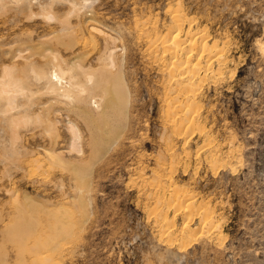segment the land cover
<instances>
[{
    "label": "rangeland",
    "instance_id": "1",
    "mask_svg": "<svg viewBox=\"0 0 264 264\" xmlns=\"http://www.w3.org/2000/svg\"><path fill=\"white\" fill-rule=\"evenodd\" d=\"M46 11L55 19L39 14ZM178 13L184 15L182 39L190 37L185 36L190 24L189 35L203 32L207 46L215 43L223 52L219 57L217 48L202 53L201 60L210 58L212 68L199 75V86L191 85L193 96L189 91L190 95L184 93L177 100L176 94L182 92L174 81H166L168 58L150 45V38L157 30L165 33L172 17L181 16ZM56 32L76 43L56 44ZM45 41L55 44L64 59L74 61L83 53L86 67L99 69L109 62L106 68L120 70L128 93L123 132L91 167L89 191H82L87 206L73 214L81 223L79 228L75 225L78 238L64 244V264H264V0L0 1V74L5 65L24 66L31 47ZM197 52L191 51L193 59ZM109 54L112 62L105 58ZM220 55L224 58L219 62ZM21 96L15 100L23 105L12 113L22 111L32 99L36 112L50 104L44 102L48 96L38 91ZM184 97L194 100L189 108L197 122L192 127H177L171 120L173 113L176 120L184 113L180 107ZM62 106L65 111L55 115L59 136L53 142L56 151L69 158L74 152L67 148L69 117ZM98 113L95 108L92 116L99 117ZM78 115L70 113V119L77 117L78 124L74 122L81 131L86 162L92 156L91 128L87 118L82 116L84 124ZM5 117L0 116V264H15L17 243L11 230H16L10 227L14 216L19 219L15 205L35 203L36 208L43 203L57 208L65 203L71 207L80 191L66 169L45 174L29 167L28 160L52 143L40 126L18 130L19 142L15 140L14 145L18 149L8 156L10 145L4 146L10 139L11 120ZM174 187L179 190L176 201L186 192L195 194L196 208L187 213L191 220L186 218V208L174 212L168 197ZM158 197L162 202L155 210ZM206 212L212 219L204 216ZM83 213L85 217L80 218ZM184 219H188V229L182 231L186 235L180 231ZM168 232L176 237L171 239Z\"/></svg>",
    "mask_w": 264,
    "mask_h": 264
},
{
    "label": "bare ground",
    "instance_id": "2",
    "mask_svg": "<svg viewBox=\"0 0 264 264\" xmlns=\"http://www.w3.org/2000/svg\"><path fill=\"white\" fill-rule=\"evenodd\" d=\"M14 1L20 2V0H14ZM28 13L31 15L30 11ZM43 13L41 12L39 14L42 15L44 18L50 19V18L54 17V16H51L53 13L50 14V13H47V11L45 14H43ZM29 14H28V16H29ZM179 15H181V14H179ZM176 16H177V14H176ZM179 17L178 18H175L174 16L172 17V20H173L172 25H170L169 27L166 28L165 33H161L157 29H155V30H157V32L153 33L151 38L149 36V38L151 39V44L150 43L149 44L153 45L152 47H156V49H160V51L162 53L166 54L165 57L168 58V63L166 64L167 69H168V72H167L168 73V75H167L168 80H166V81H169V79L171 81H174L172 83H174V85L176 84L178 86V88L180 89V91L182 92V93H180L181 95L176 94L177 97L175 95L177 100L180 96L182 97V94L184 96V93L186 94L187 92L190 91L189 93L191 94V91H193L195 88L194 87L193 90H191V88L194 86V85L193 86H191V85L193 83L195 85H197L196 82L199 79V75L201 73L206 74V72L212 68L211 67L212 61L209 62L210 58H207V60H205V62H203L201 60L202 53L209 52L212 48L218 49V46L215 43L211 44L210 46L209 45L207 46L206 35L203 32L200 33V31H198L196 33L194 32L192 35H189V33L191 31V29H190L191 25L190 24L188 26V29L186 30V35H185V36H187V34H188V36H190V37H187V38L184 37L186 39H184V38L182 39L181 24L180 23L182 21V18H184V15H181ZM54 19H55V17H54ZM154 25L156 26V24H154ZM155 26H154V28H155ZM154 28H152V29H154ZM152 32H153V30H152ZM63 34H64V30H63ZM63 34L57 33V34L53 35V38L55 39L56 44H58V45L61 44L64 47H67V46H71L74 43H76L74 41V43L72 44V40H68V39L66 41L63 40V38H62ZM52 39L50 40V42H52ZM48 43L49 42H46V43L41 42V45L31 47L32 50H31V52L29 51L30 54L27 55L28 57L25 56L28 59V61L26 60L24 66H22L21 68H17L18 66H16L14 64L11 66L5 65V67H3V69H2V72L0 74V116H3V117L4 116L9 117L10 116L8 119H6V121L8 122V120L9 121L11 120V122L13 123V125L10 124L11 122L8 123V125H7L9 127V130L11 131V135L9 133L10 139H9L8 143L5 144L4 147L8 148V146L10 145V148L8 149L6 154L8 156H11V154L14 151L16 152V150H14V149H18V147L15 148V146H14L15 140H17V139L19 140L18 134L20 132H18V130H20L22 127L25 128V127L32 126V128H33V126H34L36 128V127L40 126L39 129L43 128L42 130L47 135L50 134L51 137L48 136V138L50 137L49 140L52 138L51 139L52 143H49V147H42L44 151L40 156H36L32 160H28L29 161L28 162L29 167L32 166V167H35L36 169L39 168L40 171L42 169V172L45 174H47L49 171H52V169H54V170L60 169L61 172H62V170L64 171L65 169H66L65 170L66 172L70 171L72 173L71 178L75 182V187L77 190L80 191V193L77 194V196L75 197L74 200L72 199L73 202L71 203V207L65 206L64 205L65 203L60 204L59 201L57 203H59L60 206L57 208H55V207L48 208V204L46 205V204L42 203L40 205L41 207L40 206L39 207H40V210L42 208L44 210L43 212L45 213V215H43L44 213H42L43 216L42 215L39 216L40 214L37 215L38 212H40V210H38V212L36 214H33V213H35L34 212L35 210L39 209L38 205H36V208L34 207L35 203L32 205L29 203L30 208H28L29 205L26 206L24 204H22V207L20 208L19 206H17L18 203L16 202L17 203L15 205L16 212H17V209L19 211L18 213H16L17 214L16 216H18V214H19V216H18L19 219L17 218V220H16L15 216L12 215V216H14V220H13L14 222L11 220L12 221L11 223H13V224H11V226H10L12 229L14 228L16 230V232H14L13 230L10 229L12 231V235L16 236V237H14L16 240V243H17V245H15L17 247L16 256H15L17 261L15 262V264H22V263L23 264H64V256L66 255V253H65L66 248H65L64 244H66V242L70 241L71 238H72L71 239L72 241L74 239L78 238L76 236V232H75V225L79 228L80 223H81V220L77 221L78 217H77V219H75L76 217L74 218L73 214H74V212H77L79 210H84V208H86L87 203H88L84 199L85 196H83L82 191L84 190V193L89 191L88 187H89V183H90V174H91L90 170L92 169L91 167L93 166L95 161L97 162L104 155V153L108 151L109 147H111L115 143L117 138L122 134L123 122H125L126 113H127L126 108H127V102H128V99H127L128 93L126 92L127 91L125 88L126 85L123 83V74L120 72V70L117 72H115V71L113 72V71L109 70L108 68H106L110 64L109 62H108V64H105V67L103 65H101V66H103V68H99L100 67L99 66L98 67L99 69H93V68H90L89 66L86 67V66H84V64H82V61H84V56L82 55L83 53L81 55L78 54L77 56H75L74 61L71 59L70 60L64 59L61 57L60 53L58 52L57 46H55V44H53V43H51V44H48ZM93 43H94V41H93ZM28 48H29V46H28ZM195 49H198L197 54H199V55H197L193 59L191 56V51H193ZM220 49H218L219 51H217L218 57L222 51ZM33 55H36V57H38V58L35 57L34 59H29V57H31ZM110 55L111 54H109V56L105 57V58L109 59L110 62H112L113 58L111 59ZM14 56L15 55H13V57ZM25 57H23V58H25ZM39 57L43 58L44 61H41ZM165 57H164V59H165ZM209 57H212V54ZM220 58L221 59L219 60V62L224 57L220 55ZM81 59H83V60H81ZM219 66H220V64L218 63V67ZM204 75L202 77H204ZM198 82H200V80ZM199 84L200 83H198V86H199ZM31 86H34L35 89H32ZM170 88H172V85H170ZM98 90H99V93H98ZM170 90L171 89H169V91ZM37 91L40 92V94H42V95L48 96L47 101H44V102H46V103L49 102L50 103V104H48L49 106L44 105L45 104L44 103L43 105L45 107H43L42 111L36 112V108L34 106V103H36V101H34V103H33V101H32L33 99H32V100L26 102L27 106H25L22 111L12 113V111L14 109H16V111H17L18 106L23 105V104H19L17 102V100H15V98L17 96H19V95L23 96L24 94L31 95ZM180 91L178 90V92H180ZM189 93H187V95ZM191 95L193 96L194 93L192 92ZM96 97H97V99L98 98L103 99L102 100L103 102L100 101V99H98V100L95 99ZM184 98L186 99V97H184ZM173 100H175V99H173ZM188 100L189 99L187 98L184 102L181 103L183 108H182V106H180V107H181V109H184L182 111L184 113H182L181 116L179 115L180 117L178 118V120H176L177 118L174 117V115L176 113H173L171 116V118H172L171 120H175V124L177 122V124H176L177 127H181V126L183 127L184 125L185 126L186 125L191 126V125H194L195 122H197L195 116H193L194 115L193 109L189 108L190 102H192V101L194 102V100H192L191 98H190L191 101L190 100L188 101ZM180 101H182V99H180L179 102ZM39 103L37 102V104H39ZM195 103H196V101H195ZM87 105H89L90 108ZM192 105L193 104H191V106ZM32 106H34L35 110L32 109ZM61 106H62V108L65 106V108L67 109L66 110L67 112L65 114H67L66 116L69 117L68 122H67L68 125L65 126V128L69 129L68 131L70 132L69 133L70 138H68V140H69L68 144L69 145H67L68 146L67 148H68L69 152H72V151L74 152L73 156L70 157L71 154L68 155L69 158H66L67 156H65L64 153L57 152L56 148L54 147V142H53V140L57 141L56 139H54V137L56 136V138H57V136H59V135H56V133H55V132H57V129H59V128H57L58 117L55 115H57V112L59 110L61 111L64 109V108L61 109ZM92 106H95L96 110L99 109V113H98L99 117H93L92 116V112L95 110V108L93 107V111L91 112ZM195 107H196V104H195ZM195 107H194V105L192 106V108H195ZM64 111H65V109H64ZM9 112H10V115H8ZM70 113H72L73 116L77 115L78 117H79L78 114L80 113L81 117L79 118V120L83 119L82 120V123H83L84 118H87V123L89 124L88 126L91 128V129H89V130L87 129V130L90 131V133H91V137H89V139L90 138L91 139L88 140V142L90 141V145L92 146V152H91L92 156H90V152H89L90 157L88 158V160L85 159L86 162L83 161L84 152H82V148H81V144H80V143H82L83 139L81 138V131H80L79 127H77V125H76L77 117H74V119H76L75 120L76 123H75L74 119H72V120L70 119V118H72V117H70ZM94 114L97 115L96 113H93V115ZM51 115H54V116H51ZM12 116H19V117H13L11 119ZM82 116L84 118H82ZM90 116H91V118H90ZM93 118H97V120L95 121V120H93ZM85 123L86 122H84V124ZM85 127L87 128V124L85 125ZM4 129H5V127H4ZM30 129H31V127H30ZM6 130H7V128H6ZM31 131H34V130L32 129ZM45 133H44V135H45ZM62 133H60V134H62ZM41 135L43 136L42 131H41ZM41 135H40V137H41ZM88 136H90L89 133H88ZM43 137H45V136H43ZM20 139H21V134H20ZM33 139H34V137H33ZM41 139H43V138H41ZM80 139H81V142H80ZM21 143H23V142L21 141ZM46 143L48 145V142H46ZM2 152H3V150H2ZM17 157H18V159L20 158V156H17ZM86 157H87V155H86ZM75 158H76V160H75ZM14 160H16V159H14ZM23 161H24V159H23ZM20 164H22V162H20ZM214 165H215V163H214ZM32 169L34 170V168H32ZM46 169H48V170H46ZM42 172H41V175L43 174ZM70 172H69V174H70ZM30 176H31V174H30ZM71 178L69 177V179H71ZM171 181L172 180H170V183H171ZM158 184H159V182H158ZM172 184H170V185H172ZM153 185H154V183H153ZM85 190H86V192H85ZM178 191L179 190H177V188L175 189V187H174V188L169 190V195L168 194L167 195L169 198L172 199L171 201L174 203V206H173L174 212L177 210H180V209L184 210L186 208L184 213L187 215V213L192 212L193 208L194 209L196 208V206H195L196 200L194 197L195 194H192V192L191 193L186 192V194H184V197L182 199L180 198L179 200L177 199V201H176V198H179V193H177ZM163 193H162V195H163ZM177 195H178V197H177ZM159 197H162V196H159ZM16 198L17 197H15V199ZM24 199H25V196H24ZM29 199L32 200V198H29ZM159 200H160V198L157 200V204L154 206L155 210H157V207L159 205H161L160 202H162V201H159ZM167 200L170 201V199H168L166 197V202H167ZM201 203H202V201H201ZM56 205L57 204H55V206ZM193 206H195V207H193ZM199 208H200V206H199ZM199 208H197V209H199ZM25 211H27V212L25 213ZM207 212H206V214H204V216H206V217L210 213V212L209 213H207ZM211 212H212V210H211ZM28 213H29V215H28ZM24 215H26V216H24ZM174 216H175V214H174ZM51 217L54 218L53 222L51 221L52 220ZM82 217H85V213H83L80 218H82ZM186 218L190 219L189 215H187ZM209 218L212 219V215H210ZM73 219H75V220H73ZM188 219H184V221L180 227L181 232L184 231L186 228L188 229L187 222L185 221ZM211 219H209L210 222H211ZM82 221H83V219H82ZM171 223H172V221H171ZM8 229H9L8 227H7V229H5V227H4V230H8ZM161 231H163V230H161ZM13 232H14V234H13ZM217 232H218V230H217ZM169 235H170V238L172 239L171 236L172 235L174 236V233L169 234V232H168V236ZM182 235H186V234L183 233ZM175 237L176 236H174L173 238H175ZM9 238H11V237H9ZM18 242H20V243H18ZM4 243L6 244V241ZM5 248H6V246H5ZM15 250H16V248H15ZM26 254L28 255V258H26L27 257ZM17 255H18V257H17Z\"/></svg>",
    "mask_w": 264,
    "mask_h": 264
}]
</instances>
